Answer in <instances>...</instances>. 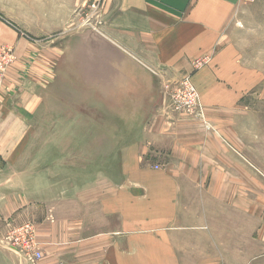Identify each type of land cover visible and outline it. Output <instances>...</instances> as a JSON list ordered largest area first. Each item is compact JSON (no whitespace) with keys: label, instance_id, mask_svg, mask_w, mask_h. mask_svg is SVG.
Returning a JSON list of instances; mask_svg holds the SVG:
<instances>
[{"label":"crops","instance_id":"obj_1","mask_svg":"<svg viewBox=\"0 0 264 264\" xmlns=\"http://www.w3.org/2000/svg\"><path fill=\"white\" fill-rule=\"evenodd\" d=\"M106 2L101 31L59 36L58 55L12 34L17 61L0 89V239L32 223L43 248L35 264H259L264 207L223 180L253 169L172 112L161 85L191 74L209 115L232 113L255 85L229 32L242 4ZM255 196L264 202V183ZM0 264L33 263L0 244Z\"/></svg>","mask_w":264,"mask_h":264},{"label":"rangeland","instance_id":"obj_2","mask_svg":"<svg viewBox=\"0 0 264 264\" xmlns=\"http://www.w3.org/2000/svg\"><path fill=\"white\" fill-rule=\"evenodd\" d=\"M91 1L0 0V46L12 48L16 56L14 62H16L17 46L15 41L14 43L11 42L15 37H12V34L16 32L18 39L24 37L31 40L37 51L48 46L49 49L51 47L54 54L57 53L58 55L60 46L58 37L69 34L73 30L81 29L78 24L74 23L76 16L74 11L79 7H85L84 9L87 11ZM106 1L99 0V6L102 5L103 8V18H106L104 12ZM77 20H75L76 23H78ZM229 30L230 35L238 45V52L243 55L244 68L253 73L252 80L255 85L247 88L245 92L239 95L240 98L233 106L232 113L226 115L223 113L224 118L222 114L219 115L220 117L208 114L202 104L196 84L192 83L197 89L204 113L201 114L193 110L185 114L210 131L213 137L221 142L223 141L228 148V153L237 156L238 160L234 159V163L238 169H253V174L251 171H246L244 177H239L237 174L235 178L227 177L223 180L226 184L235 181L233 185L239 187L238 195L248 198L247 203L249 204L254 201L250 206L254 205L257 209L258 207H264V202L259 201L255 196L258 190H262V184L264 183L256 176L258 174L264 180V0H254L238 6ZM210 61L208 60L207 63ZM248 82L252 83L251 80H248ZM161 85L163 98L167 101L166 104L170 106L171 111L183 113L182 110L177 111L175 108V88L172 86L167 87L162 82ZM91 112L88 110V116L94 120L98 117H104ZM91 126L93 128H90V130H95L96 125L91 124ZM249 181L253 183L254 187L249 186ZM33 230L36 232V227ZM7 232L8 230L0 239V244L4 248H10L13 245L15 248L20 249L19 245L13 244L12 238H8ZM22 236V233L16 235L15 241L16 239L20 240ZM262 257L260 256L259 259L254 261L264 264V258Z\"/></svg>","mask_w":264,"mask_h":264},{"label":"built area","instance_id":"obj_3","mask_svg":"<svg viewBox=\"0 0 264 264\" xmlns=\"http://www.w3.org/2000/svg\"><path fill=\"white\" fill-rule=\"evenodd\" d=\"M254 0H239L240 3L253 2ZM85 7H79L74 11L75 15L78 17L75 20L78 21L79 28H90L95 31L100 32L101 26L105 22L103 18V8L102 5L99 6V0H92L87 11ZM74 20V21H75ZM16 58L15 53L12 48L6 46H0V89L4 84L6 78V71L8 67L14 62ZM211 60V56L206 55L202 58H198L194 61L195 68L202 66ZM191 74L166 80L165 84L167 87L172 86L175 88L174 99L176 100L175 108L177 111L187 113L189 111L196 110V112L203 114L204 109L200 103V98L197 93V89L192 84ZM155 168H160L159 165H155ZM34 225L30 222H26L19 227H14L8 230V238H12L13 244L19 245L20 249L11 246L10 248L22 252L29 262L35 264L39 259L43 257V248L41 247V241L38 238V234L33 230ZM22 233L23 236L20 240L16 239V235Z\"/></svg>","mask_w":264,"mask_h":264}]
</instances>
